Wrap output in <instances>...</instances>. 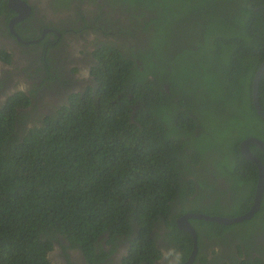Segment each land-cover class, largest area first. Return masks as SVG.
<instances>
[{
	"label": "trees",
	"instance_id": "obj_1",
	"mask_svg": "<svg viewBox=\"0 0 264 264\" xmlns=\"http://www.w3.org/2000/svg\"><path fill=\"white\" fill-rule=\"evenodd\" d=\"M107 1L137 21L136 51L96 46L94 82L43 98L45 112L16 87L0 98V264H52L55 245L67 264H107L119 236L122 264H183L193 237L177 218L252 204L258 171L240 144L264 141L251 90L264 0ZM258 97L264 110V71ZM189 223L191 264H264V191L250 219Z\"/></svg>",
	"mask_w": 264,
	"mask_h": 264
},
{
	"label": "flooded vegetation",
	"instance_id": "obj_2",
	"mask_svg": "<svg viewBox=\"0 0 264 264\" xmlns=\"http://www.w3.org/2000/svg\"><path fill=\"white\" fill-rule=\"evenodd\" d=\"M25 4L30 7L27 15ZM111 8L107 0H1L0 98L23 85L25 89L21 91L30 98L33 109L45 112L46 107H40L42 98L56 100L94 82L90 71L96 64L92 55L96 46H128L136 51L135 37L129 34L136 30L137 21L129 20L130 14L115 13ZM138 20L142 24L141 18ZM55 84L60 89L53 91ZM124 238L119 236L115 246L100 241L106 252L114 247L109 255L112 261L107 264H122L127 250ZM65 252L71 261H83L75 251ZM50 256L53 264H67L57 245ZM165 262L158 260L154 264Z\"/></svg>",
	"mask_w": 264,
	"mask_h": 264
},
{
	"label": "water",
	"instance_id": "obj_3",
	"mask_svg": "<svg viewBox=\"0 0 264 264\" xmlns=\"http://www.w3.org/2000/svg\"><path fill=\"white\" fill-rule=\"evenodd\" d=\"M22 4V2H21ZM26 15L30 12V7L25 4ZM9 6L13 8L11 1L9 2ZM11 31L15 34L13 31L12 24H10ZM264 71V60L263 62L258 66L252 80V104L255 108V111L257 112L258 116L262 119H264V110L261 108L259 103V97H258V90H259V82L261 75ZM250 144H254L258 147V149L264 154V141L261 139H258L256 137H248L244 139L240 144V151L242 155L248 159L249 161L253 162L257 167V183L255 187L254 197L252 204L250 208L243 214L234 216V217H226V216H219V215H208L204 213H196V212H187L184 215L180 216L176 219L177 226L190 233L193 237V247L192 251L188 257V259L183 264H191L194 260V257L197 252V241H196V231L194 227L189 223L190 218L194 219H203L206 221H212L217 222L219 224L223 225H229L232 223H239L243 220L250 219L259 209L260 203H261V197L262 193L264 191V164L262 161L256 156L249 148Z\"/></svg>",
	"mask_w": 264,
	"mask_h": 264
},
{
	"label": "rangeland",
	"instance_id": "obj_4",
	"mask_svg": "<svg viewBox=\"0 0 264 264\" xmlns=\"http://www.w3.org/2000/svg\"><path fill=\"white\" fill-rule=\"evenodd\" d=\"M135 13V12H134ZM122 14H126L127 16L130 14L128 11H126V10H122ZM36 77L37 76H39V75H35ZM55 88H57V90L58 89H60L58 86H57V84H55L54 86H53V91L55 90ZM16 89H25V88H23V85H21V86H17L16 87ZM45 99H47L48 101H51V98L49 97V96H46V97H44ZM60 98V97H59ZM43 98L41 99V104H40V107H46V109H49L50 108V105H44V103H43ZM46 104H47V102H46ZM50 258H51V256H50ZM51 261H52V264H53V260L51 259Z\"/></svg>",
	"mask_w": 264,
	"mask_h": 264
}]
</instances>
